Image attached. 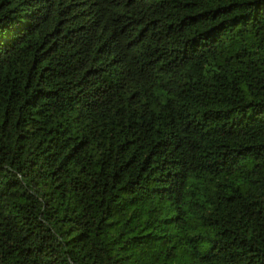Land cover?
Returning a JSON list of instances; mask_svg holds the SVG:
<instances>
[{"label": "trees", "instance_id": "16d2710c", "mask_svg": "<svg viewBox=\"0 0 264 264\" xmlns=\"http://www.w3.org/2000/svg\"><path fill=\"white\" fill-rule=\"evenodd\" d=\"M0 264H264V0H0Z\"/></svg>", "mask_w": 264, "mask_h": 264}]
</instances>
